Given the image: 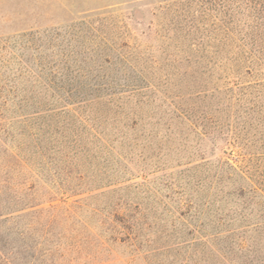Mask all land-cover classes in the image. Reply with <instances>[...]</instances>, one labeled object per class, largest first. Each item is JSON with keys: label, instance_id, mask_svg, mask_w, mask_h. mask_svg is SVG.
<instances>
[{"label": "trees", "instance_id": "obj_1", "mask_svg": "<svg viewBox=\"0 0 264 264\" xmlns=\"http://www.w3.org/2000/svg\"><path fill=\"white\" fill-rule=\"evenodd\" d=\"M144 17L0 42V232L264 264V0Z\"/></svg>", "mask_w": 264, "mask_h": 264}, {"label": "rangeland", "instance_id": "obj_2", "mask_svg": "<svg viewBox=\"0 0 264 264\" xmlns=\"http://www.w3.org/2000/svg\"><path fill=\"white\" fill-rule=\"evenodd\" d=\"M158 1L0 0V42H35L38 33L43 40L47 32L67 28L79 20L101 16L122 19L132 11H141L144 19L149 20L150 10H156ZM143 234L177 237L178 232ZM67 236V232H0V264H158L144 256L131 258V246H116L111 253H98L96 244L70 246ZM162 241L156 244L159 246ZM108 258L114 259L105 261Z\"/></svg>", "mask_w": 264, "mask_h": 264}]
</instances>
